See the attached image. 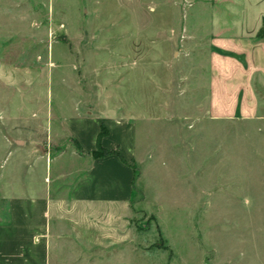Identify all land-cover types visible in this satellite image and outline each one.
I'll return each mask as SVG.
<instances>
[{
  "label": "rangeland",
  "instance_id": "obj_1",
  "mask_svg": "<svg viewBox=\"0 0 264 264\" xmlns=\"http://www.w3.org/2000/svg\"><path fill=\"white\" fill-rule=\"evenodd\" d=\"M75 119L131 190L50 264H264V0H0V228L40 167L88 170Z\"/></svg>",
  "mask_w": 264,
  "mask_h": 264
},
{
  "label": "crops",
  "instance_id": "obj_2",
  "mask_svg": "<svg viewBox=\"0 0 264 264\" xmlns=\"http://www.w3.org/2000/svg\"><path fill=\"white\" fill-rule=\"evenodd\" d=\"M64 130L77 141L83 152L69 154L77 157L82 164L88 162L89 168L71 180V175L75 173L63 175L56 170L53 176H48L50 167L44 165L33 176L36 186L34 196L9 200V223L0 228V238H7L6 243L14 246L13 256L9 257V262L50 264L52 243L57 246L61 239L79 238L80 229L84 230L82 236L88 238L97 227L95 221L97 215H106L114 204H126L129 200L131 177L127 167L117 156L102 159L92 157L99 144L97 138L99 125L90 119H75L65 121ZM109 131L112 132L110 127ZM111 137L112 135L103 138L100 146L122 155V151L119 150L120 144L117 142L107 144ZM114 144L118 145L116 149H113ZM64 157L61 153L53 162L59 163ZM105 166L111 168L110 173L99 171ZM45 177L49 178L46 182ZM61 186L63 188L67 186L68 191L67 197L59 199L55 194ZM113 191H116L115 195L110 194ZM100 229L103 235L110 238V227ZM57 254L58 260L63 261L62 245L57 246ZM2 260L8 261L5 258Z\"/></svg>",
  "mask_w": 264,
  "mask_h": 264
},
{
  "label": "trees",
  "instance_id": "obj_3",
  "mask_svg": "<svg viewBox=\"0 0 264 264\" xmlns=\"http://www.w3.org/2000/svg\"><path fill=\"white\" fill-rule=\"evenodd\" d=\"M100 137H101V134H100ZM108 156H117V157H119V155L117 153L109 151V150H106V149L100 147L99 144L97 146V150L92 153V157L94 159H102V158H105V157H108Z\"/></svg>",
  "mask_w": 264,
  "mask_h": 264
}]
</instances>
